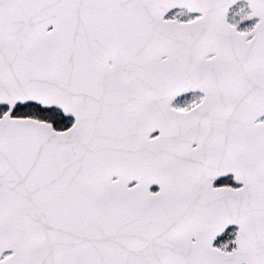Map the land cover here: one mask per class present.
Segmentation results:
<instances>
[{
	"label": "snow or ice",
	"instance_id": "obj_1",
	"mask_svg": "<svg viewBox=\"0 0 264 264\" xmlns=\"http://www.w3.org/2000/svg\"><path fill=\"white\" fill-rule=\"evenodd\" d=\"M0 264H264V0H0Z\"/></svg>",
	"mask_w": 264,
	"mask_h": 264
}]
</instances>
